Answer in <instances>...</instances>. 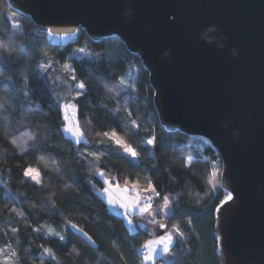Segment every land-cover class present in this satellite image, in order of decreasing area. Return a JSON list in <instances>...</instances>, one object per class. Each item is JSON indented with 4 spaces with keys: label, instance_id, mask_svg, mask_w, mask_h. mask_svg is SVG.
<instances>
[{
    "label": "trees",
    "instance_id": "16d2710c",
    "mask_svg": "<svg viewBox=\"0 0 264 264\" xmlns=\"http://www.w3.org/2000/svg\"><path fill=\"white\" fill-rule=\"evenodd\" d=\"M76 47L89 56L71 57ZM41 60L70 64L76 81L85 84L81 96L68 97L76 102L84 142L64 133L62 101L37 67ZM131 67L136 78L127 89L119 80ZM149 78L119 37L92 42L81 30L76 40L58 46L30 17L0 0V249L16 250L18 264H143L140 250L151 237L138 227L132 232L125 216L111 210L100 193L106 185L98 169L120 185L144 188L151 180L161 197H169L168 215L155 214L157 222L183 233L172 245L176 258L169 264H220L215 207L226 193L219 175L213 189L210 174L214 167L221 170V158L207 139L161 126ZM113 130L135 148L137 159L103 135ZM149 138L154 145L145 143ZM29 167L40 171L41 184L24 176ZM140 219L149 223L133 216L136 223ZM12 228L19 232L14 235Z\"/></svg>",
    "mask_w": 264,
    "mask_h": 264
},
{
    "label": "water",
    "instance_id": "95a60500",
    "mask_svg": "<svg viewBox=\"0 0 264 264\" xmlns=\"http://www.w3.org/2000/svg\"><path fill=\"white\" fill-rule=\"evenodd\" d=\"M6 1L39 32L117 36L139 57L161 126L207 139L222 160L221 189L234 190L215 212L220 264H264V0ZM137 226L153 239L169 229Z\"/></svg>",
    "mask_w": 264,
    "mask_h": 264
},
{
    "label": "snow or ice",
    "instance_id": "6c2138e0",
    "mask_svg": "<svg viewBox=\"0 0 264 264\" xmlns=\"http://www.w3.org/2000/svg\"><path fill=\"white\" fill-rule=\"evenodd\" d=\"M80 32L79 28H76L72 30L71 32H65L58 30L54 27H47L46 29V35L48 38L53 42V44H56L57 42L63 41L69 37V35H77ZM79 51L83 52L84 49L80 48ZM47 55V53H45ZM40 68L44 69L47 67H50V65H40ZM62 71L64 72H71V80L75 82L77 80V77L75 75V69H70L67 64H64L62 66ZM11 79V77H9ZM24 83H28V77H24ZM119 83L123 85L125 82L123 78L119 80ZM74 88L78 89L75 93V97L78 98L81 96L82 90L85 88V84L81 81L78 83H74L72 85ZM75 104L72 103H65L63 105V112H64V121H65V130L69 133H71L79 142V140L83 139L84 133L81 131L78 121L73 123L72 120H69L68 118V111L69 109H73L72 116L73 120L75 119ZM131 115V113H129ZM132 123L135 125L136 121H132ZM138 127V126H137ZM103 135L105 137H108L111 139L114 144L122 150L124 154L129 156L132 159H135L138 157L139 153L135 150V148L131 147L128 143H126L118 134L116 131L111 132H104ZM13 144H17V140H12ZM23 143V141H21ZM147 145H154L155 138H149L145 141ZM23 150V149H22ZM89 155H92L93 157L98 158V155H103V153L97 154V153H89ZM43 159V158H41ZM99 177L103 180V183L107 185L103 188V194L106 195L108 198V203L110 205H113L114 207H119L124 210V216H129L131 212L138 210L139 213L142 216L146 217H153L154 214H160L164 213L167 214V210L170 204L169 197L163 196L161 197V193L157 191L156 186L151 182V180H148L146 187L141 188L138 183H131L129 184L128 181H125L124 187L121 188L119 183L115 181L113 178H106V173L102 170H97ZM24 176L29 177L35 184H41V173L39 170H34L31 167L26 168L24 170ZM223 176L224 173L220 172L218 168H215L211 171L210 174V183L213 185V189L215 190L216 184L219 182L217 180V177ZM114 191H120L124 193V196L121 198L114 199ZM234 190L229 191L227 196L220 201L219 206L215 207V212L220 213L223 210V207L228 204L229 202L234 201L235 197L233 195ZM129 193H135L134 196L128 195ZM157 198H161L163 200V204H156L155 207L153 206ZM129 224L132 223V221L129 219ZM149 223L157 224L158 222L153 218L149 220ZM72 228H76V225L72 224L70 225ZM26 228L29 227V225H25ZM43 227V226H42ZM141 227H144V225H141ZM159 229H167V225L163 223L158 224ZM175 231H165L164 234L158 235L155 239L148 240L143 245V260L145 262H152L154 260V257L158 254L157 249H161L163 254L169 253V249L174 243L175 236L177 234L183 235V233L179 232V229L176 225L172 226ZM40 229H37L39 231ZM78 231H82L80 229H77ZM12 233L15 235L19 232V229L12 228ZM49 234H55L59 236L60 240L64 239V236H60L59 233H55L54 230L49 229ZM84 235H87V233H83ZM46 254L52 255L51 249H45L44 250ZM19 258L18 253L16 250H13L11 248L8 249V251H4L3 249H0V264H18Z\"/></svg>",
    "mask_w": 264,
    "mask_h": 264
},
{
    "label": "rangeland",
    "instance_id": "374dc122",
    "mask_svg": "<svg viewBox=\"0 0 264 264\" xmlns=\"http://www.w3.org/2000/svg\"><path fill=\"white\" fill-rule=\"evenodd\" d=\"M79 49H80V47H76V48H74V50H73V53L71 54V57H73V56H75V57H84V56H89V52L84 48V51L83 52H81V51H79ZM45 65H50V67H47V68H44L43 70H42V75H43V77H44V79L45 80H47V82H48V84H49V86H50V88L52 89V90H57V93H58V96H59V99H60V101H62V109H63V105L65 104V103H72V104H75L76 105V102L73 100V99H69L68 97L69 96H71L72 98H75V93H76V91L78 90V89H76V88H74L72 85L74 84V83H78L77 81H75V82H73L72 80H71V75H72V73L71 72H64V71H62L61 69H62V66L64 65H58L57 63H47V64H45ZM68 66H69V68L70 69H72L71 68V66H70V64H67ZM135 74H136V72L134 71V69L131 67L129 70H128V72L124 75V76H122L121 78H123V80H124V84L122 85L123 87H125V88H134L133 86V84H134V80H135V78H136V76H135ZM120 78V79H121ZM85 92V89H83L82 90V93H84ZM62 112H63V110H62ZM72 112H73V109H69V111H68V118H69V120H72L73 121V123H75L76 121H77V114H78V111H77V105H76V107H75V113H76V115H75V119L73 120V116H72ZM63 120H64V112H63ZM65 122V121H64ZM63 130H64V133H66L68 136L69 135H71V136H73L71 133H69V132H67L66 130H65V125L63 126ZM70 137V136H69ZM73 138H74V141H76L77 142V140H76V138L73 136ZM85 138L83 137V139H81V140H79V142H84L85 140H84ZM135 159H137V158H135ZM32 168V167H31ZM32 169H34V170H38L37 168L35 169V168H32ZM220 172H221V170H220ZM41 182H42V176H41ZM130 184V183H129ZM120 185V184H119ZM107 186V185H106ZM120 187L121 188H123L124 187V184H122V185H120ZM103 189H101V191H100V193L106 198V200H107V202H108V198L106 197V195L105 194H103V191H102ZM128 195H130V196H134L135 195V193H129ZM124 196V193L123 192H120V191H114V199H117V198H121V197H123ZM156 204H160V205H162L163 204V200L162 201H160L159 203H156ZM108 206L111 208V210L113 211H116L117 213H119V214H121L122 216H124V210L123 209H121V208H119V207H114L113 205H110L109 203H108ZM170 212V204H169V207H168V210H167V213H169ZM135 214H137V215H140V216H142L140 213H139V211L138 210H136V211H133V212H131L130 213V215L129 216H125V218H126V223H127V225H128V227H130V230L132 231V232H135V230H136V228L138 227L137 226V223L136 222H134L133 221V216L135 215ZM162 214H164V213H162ZM165 215H168V214H165ZM142 217H146V216H142ZM149 220L150 219H157V215H155L154 214V216L153 217H147ZM129 219L132 221V223L131 224H129L128 223V221H129ZM173 226V225H172ZM172 226H170L169 227V229H168V231H175L174 229H173V227ZM178 228V227H177ZM73 229H75V231H77V232H79V233H81L82 231H78L77 229V227L76 228H73ZM180 237V235L179 234H177L176 236H175V239H174V243L176 242V240H178V238ZM153 238H150V239H148V240H152ZM148 240H146V242L148 241ZM146 242H144V244L146 243ZM173 243V244H174ZM143 244V245H144ZM172 244V245H173ZM143 245H142V247H143ZM172 247L173 246H171L170 247V249H169V253H167V254H163L162 253V251H161V249H157V255L154 257V260L152 261V262H145L144 260H143V264H156L157 262H158V260H161V259H163V261H164V264H169L170 262H172L176 257H175V255L173 254V252H172ZM8 247L7 248H5V249H3L4 251H8Z\"/></svg>",
    "mask_w": 264,
    "mask_h": 264
},
{
    "label": "built area",
    "instance_id": "2783aa9c",
    "mask_svg": "<svg viewBox=\"0 0 264 264\" xmlns=\"http://www.w3.org/2000/svg\"><path fill=\"white\" fill-rule=\"evenodd\" d=\"M43 64V60L39 61V64H38V68H40L39 66ZM155 207V204L153 205ZM140 253H143V250H140Z\"/></svg>",
    "mask_w": 264,
    "mask_h": 264
},
{
    "label": "crops",
    "instance_id": "0c3cea01",
    "mask_svg": "<svg viewBox=\"0 0 264 264\" xmlns=\"http://www.w3.org/2000/svg\"><path fill=\"white\" fill-rule=\"evenodd\" d=\"M71 138H73V136L69 135ZM74 139V138H73Z\"/></svg>",
    "mask_w": 264,
    "mask_h": 264
}]
</instances>
